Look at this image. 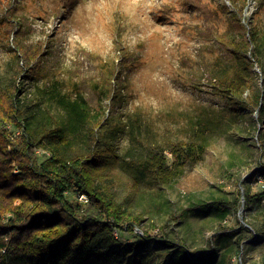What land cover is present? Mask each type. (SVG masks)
Instances as JSON below:
<instances>
[{
	"label": "rangeland",
	"instance_id": "374dc122",
	"mask_svg": "<svg viewBox=\"0 0 264 264\" xmlns=\"http://www.w3.org/2000/svg\"><path fill=\"white\" fill-rule=\"evenodd\" d=\"M201 1L219 16L224 30L227 11L223 4L227 1ZM190 2L0 0V75L9 76L18 63L17 41L31 46L42 43L40 54L34 57L38 78L26 79L27 92L20 89V97L27 96L28 110L40 101L35 97L40 93L37 84L45 86L52 78L59 80L65 92L89 94L95 84L105 87L114 81L123 97L115 118L101 133L104 137L113 134L107 140L120 153L129 145L126 121L133 112L149 118L162 140L186 138L192 134L193 121L211 120L203 158L187 162L171 185L138 186L122 174V196L143 211L146 219L134 231H115L128 245L103 243L110 257L96 255L84 264H230L228 250L234 253L233 264H242L243 259L245 264H264V203L255 200L245 209L243 197L246 190L257 192L254 176L264 117L260 122L256 111L243 106L229 109L202 78L199 60L203 54L212 56L206 49L211 41L199 32L204 20ZM246 14L263 36L264 3L248 0ZM11 24H16L12 30ZM260 84L264 86V79L260 78ZM1 122L12 132L7 120ZM38 152L41 158L50 155ZM168 158L171 162L170 152ZM17 203L18 199L13 203L5 199L3 206ZM184 208L187 211L179 219L177 214ZM145 234L165 236L173 245L155 239L145 246L132 245ZM184 250L197 257L187 260ZM54 260L49 256L9 257L7 264H65Z\"/></svg>",
	"mask_w": 264,
	"mask_h": 264
},
{
	"label": "trees",
	"instance_id": "16d2710c",
	"mask_svg": "<svg viewBox=\"0 0 264 264\" xmlns=\"http://www.w3.org/2000/svg\"><path fill=\"white\" fill-rule=\"evenodd\" d=\"M191 1L204 20L199 32L211 41L206 49L212 56L203 54L199 60L202 78L226 107L243 106L256 111L262 122L264 35L251 26L246 14L248 0H226L224 30L217 14L201 0ZM16 24H11V30ZM16 47L18 63L9 76L0 75V264H7L9 257L21 256H49L65 264H84L96 255L110 257L103 243L128 245L115 236V231H134L146 219L143 211L130 206L122 196V174L138 186L171 185L187 162L203 158L212 131L211 120L193 121L192 134L186 138L162 140L149 118L133 112L126 121L129 145L120 153L117 145L107 140L113 134L104 137L101 130L118 113L122 89L110 81L105 87L95 84L91 94L65 92L59 80L52 78L45 86L37 84L40 93L35 97L40 101L28 110L27 96L21 98L20 89L27 92L26 79L38 78L34 57L40 54L42 43L31 46L19 40ZM4 120L12 132L1 122ZM259 141L260 163L264 132ZM38 150L50 155L41 158ZM82 195L87 200H81ZM243 197L245 209L255 200L261 202L258 192L246 190ZM5 199L12 203L18 199L19 203L5 207ZM186 211L182 209L177 217L181 219ZM6 212L10 214L6 216ZM149 239L173 245L165 236L153 238L146 234L132 245L145 246ZM233 254L228 250L230 264ZM195 257L192 253L186 255L187 260Z\"/></svg>",
	"mask_w": 264,
	"mask_h": 264
},
{
	"label": "built area",
	"instance_id": "2783aa9c",
	"mask_svg": "<svg viewBox=\"0 0 264 264\" xmlns=\"http://www.w3.org/2000/svg\"><path fill=\"white\" fill-rule=\"evenodd\" d=\"M19 133V131H17ZM254 182L257 185V192L261 194V201L264 203V150L263 156L260 160L259 166L257 167L256 174L254 176ZM87 200L85 195L80 196Z\"/></svg>",
	"mask_w": 264,
	"mask_h": 264
}]
</instances>
